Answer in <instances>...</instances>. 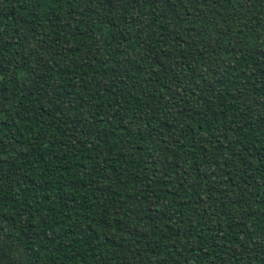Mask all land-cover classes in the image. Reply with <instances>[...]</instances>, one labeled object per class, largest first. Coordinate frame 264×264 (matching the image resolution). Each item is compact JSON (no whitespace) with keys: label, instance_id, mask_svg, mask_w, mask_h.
Returning a JSON list of instances; mask_svg holds the SVG:
<instances>
[{"label":"trees","instance_id":"obj_1","mask_svg":"<svg viewBox=\"0 0 264 264\" xmlns=\"http://www.w3.org/2000/svg\"><path fill=\"white\" fill-rule=\"evenodd\" d=\"M0 264H264V0H0Z\"/></svg>","mask_w":264,"mask_h":264}]
</instances>
